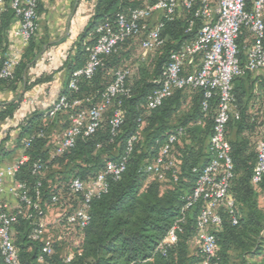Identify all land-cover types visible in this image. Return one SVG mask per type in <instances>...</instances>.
<instances>
[{"label":"trees","instance_id":"1","mask_svg":"<svg viewBox=\"0 0 264 264\" xmlns=\"http://www.w3.org/2000/svg\"><path fill=\"white\" fill-rule=\"evenodd\" d=\"M132 4L137 5V1ZM128 5L127 0H98L89 26L80 42L75 45L74 54L66 62L67 82L61 94H67L71 100H81V108H89L97 103L113 80L115 70L126 67L118 64V59L123 46L130 40L116 53L105 57L103 65L97 69L95 75L80 82L78 91L69 92L67 89L72 72L82 67L86 61V47L96 40V26L107 19H113L117 12ZM39 11L38 0V15ZM14 16L15 13L10 7L0 14L2 31L8 27ZM190 17L189 13L182 12L173 21L164 23L161 33L164 44L160 47L164 48V53L157 61L155 77L148 80L132 76L130 72L127 79L130 95L114 99L102 114L95 132L86 137L80 136L71 149L61 155H53L54 150L51 151L47 146V134L53 121H43V114L34 113L22 123L17 146L23 148L28 160L14 178L26 184L33 204L38 206L27 208L24 203H20V207L27 210L31 217L19 214L12 228L13 242L22 264H201L200 250L194 255L189 252V243L196 233V218L201 202L187 210L178 240L165 254L161 251L160 244L179 217L185 198L194 189L201 169L210 159L208 146H205V151L204 145L212 134L217 99L211 98L207 110L204 111L201 106L203 91L187 87L174 90L156 109L147 106L148 95L157 87L153 80L160 76L169 52L179 49L183 42L190 40L201 25V21L197 20L192 31L187 33ZM238 43L239 57L244 61L242 37ZM5 53L4 48L0 67ZM25 68L26 61L21 60L13 78L0 79V89L5 83L12 86L13 83L22 81ZM249 73L233 81V93L240 118L231 119L227 125L226 136L231 144L234 162V178L231 180L228 196L236 202L238 221L236 224L232 223L225 206V198L218 208L222 221L212 230L217 240L219 264H229V254L233 248L238 250L244 259L262 256L259 261L251 264H264V209L259 206V193L264 194V175L258 185L255 186L251 182L257 161V142L264 137V131L260 125L262 119L248 109L250 88H247L245 83ZM22 100L20 98L3 103L0 119L12 116ZM185 104L188 108L182 110L183 113L179 115ZM115 111L122 116V122L113 129L111 121ZM63 113L67 119L64 126L66 128L68 113ZM177 126L187 127V134L182 139L189 138L190 141V144L183 148L177 143L172 151L180 170L178 180L162 182L150 178L146 165L156 157L169 133ZM41 130L45 136H35L30 146L24 149L25 139L37 135ZM133 136H136V140L131 151L127 153L128 141ZM115 149L116 153H113ZM8 154L9 151L0 147V166ZM104 154L106 158L103 157ZM125 154L126 169L121 177L118 180L110 179L107 192L91 201V219L88 226L80 228L65 224L62 219L63 233H72L77 242L71 250L70 260L67 261L66 257L60 255L61 247L56 243H53L52 254L43 253L42 241L29 237L34 220L44 215L46 207L61 205L66 200L65 206L72 205L73 210L80 197L70 191L69 183L60 182L52 187L51 183H48V175L44 176V173L54 164L67 162L76 166L73 177L89 179L104 168L106 161L116 160ZM35 161L44 164V169L38 173L32 172ZM53 195L59 196L57 204L51 201Z\"/></svg>","mask_w":264,"mask_h":264},{"label":"built area","instance_id":"2","mask_svg":"<svg viewBox=\"0 0 264 264\" xmlns=\"http://www.w3.org/2000/svg\"><path fill=\"white\" fill-rule=\"evenodd\" d=\"M127 8L116 13L113 19H107L95 28L96 40L86 47L87 58L84 65L75 69L67 83L69 92L79 90L82 80L91 79L104 59L120 50L128 40L140 39L141 49L153 51L163 46L161 35L166 21H173L182 12L191 15L186 32L192 31L197 20L201 21L195 35L168 54L161 74L153 82L157 87L148 95L147 106L150 109L159 107L164 99L174 90L187 87L203 91L202 109L207 110L209 100L217 99V109L209 138L208 151L210 159L201 169L194 189L185 198L179 217L176 219L163 242L160 244L163 254L178 240L186 220V212L198 202L201 206L196 218V233L193 241L198 245L202 255L201 264H219L217 260V240L212 232L222 221L218 208L226 198L225 206L232 219L238 221L236 202L228 196L231 180L234 178V162L231 155V144L226 136L227 125L231 119H239L236 99L233 93V81L246 73L261 71L264 74V0H150L143 4L133 5L138 0H127ZM38 0H0V14L10 7L19 18L15 36L23 45H27L38 30ZM243 38L245 60L239 57L238 40ZM20 51H7L4 54L0 79H11L19 64ZM128 67L118 68L113 80L106 87L101 99L89 108H81L82 101L69 99L67 94H60L43 114L44 120L51 122L59 114L68 113V125L54 146L53 155H61L76 144L77 139L93 134L98 127L102 114L111 102L119 96H129L130 88L127 79ZM24 102L33 104L34 100ZM0 97V110L3 107ZM122 122V116L115 111L112 118L113 129ZM201 124V121L198 122ZM264 131V118L260 120ZM186 126L175 127L168 135L156 157L146 165V171L158 181L176 182L179 178V167L172 156L177 143L186 136ZM35 136H45L41 130L31 135L23 143L24 149L30 146ZM136 140L133 136L128 141L127 153ZM257 161L251 179L258 185L264 175V137L257 142ZM28 160L22 154L12 163L0 166V258L2 264H22L18 250L13 242L12 228L17 216L23 214L31 217L23 207L12 211L2 201L5 181L13 179L9 193L17 197L19 203L27 208H38L33 204L25 183L15 180V174ZM127 154L116 160H108L104 168L89 179L79 176L69 182L72 193L79 195V201L73 210L64 217L65 224L85 228L91 215V201L106 193L109 180H118L126 169ZM44 164L35 161L32 172L38 173ZM53 204L59 202V196L51 197ZM42 212H40L41 214ZM44 216V215H43ZM43 216L34 220L29 237L43 243L42 252L53 253V241L45 239L43 234ZM62 222V219L59 221ZM42 260V258H40ZM70 260V256H66Z\"/></svg>","mask_w":264,"mask_h":264},{"label":"crops","instance_id":"3","mask_svg":"<svg viewBox=\"0 0 264 264\" xmlns=\"http://www.w3.org/2000/svg\"><path fill=\"white\" fill-rule=\"evenodd\" d=\"M97 2L98 0H39L38 30L27 45H23L15 36V30L19 25L18 17L14 16L4 31L0 29V37L2 36L0 62L4 48L6 52L20 51L19 62L26 61L23 80L13 83L12 86L5 83L0 89V97L4 103L23 99L12 116L0 119V147L9 151L2 165L12 163L22 154L20 147L17 146L22 123L34 113L44 114L50 104L62 93L67 82L66 62L74 54L75 45L80 42L85 29L89 26ZM245 85L250 88L249 111L263 119L264 74L261 71L250 72ZM27 99L34 100V103L24 102ZM66 120L64 113L59 114L53 119L49 129L56 131L60 127L64 130ZM16 152H18L17 156L13 157ZM13 181L10 178L6 179L2 201L7 203L10 210L15 211L20 203L17 197L9 193ZM259 206L262 209L264 207V194L261 192ZM56 216L58 215L51 206L46 207L43 216V234L45 239L53 242L55 241L49 236L48 230L49 227L61 226ZM63 239L66 240L67 236L65 238L63 236ZM71 253V250L66 253L60 250L62 257L70 256ZM0 264H2L1 258Z\"/></svg>","mask_w":264,"mask_h":264},{"label":"rangeland","instance_id":"4","mask_svg":"<svg viewBox=\"0 0 264 264\" xmlns=\"http://www.w3.org/2000/svg\"><path fill=\"white\" fill-rule=\"evenodd\" d=\"M150 0H138L137 4H143L145 2H149ZM164 53V48H158L153 51H144L141 49L140 46V39H133L130 40L125 46H123L120 55H119V62L121 66H126L131 72L132 76H138V78H145L148 80H152L155 77V69H156V64L159 59V57ZM188 108V105H184L179 113L181 115L183 113L182 110H186ZM63 129L60 127L56 131L49 130L47 134V146L51 151L54 150V145L56 141H58L61 138ZM232 138V134L230 136ZM229 137V138H230ZM208 142L206 141L204 145V150H207ZM181 145L180 147H186L185 145H189L190 141L189 138H186L185 140L182 139L179 142ZM198 146V145H197ZM206 146V147H205ZM20 151L23 152V148L20 147ZM113 153H116V149L113 150ZM18 152L14 154L13 157H16ZM104 158H106V154L103 155ZM12 161V159L10 160ZM75 164L74 163H67L64 162L62 164H54L51 166L50 170L48 172L44 173V176H47L49 178V182L51 183L52 187L56 186L57 184L61 183H69V181L72 179V177L75 175ZM150 178H153L152 176L149 175ZM67 202V200H66ZM65 201L61 205H54L51 206V208L54 209V212L56 215L57 220L59 221L60 219H64L68 213L72 210V205H66L65 206ZM264 209V207H263ZM61 225V223H60ZM52 226V224L50 225ZM62 226L58 228H50L48 230L49 236L55 241L57 245L61 247L62 252H67L69 250H72L74 246L76 245L75 241V236L69 234L66 235V233H63ZM68 237L66 240L63 239L66 236ZM189 252L190 255H194L196 253H199V248L198 245L191 240L189 243ZM230 259H229V264H251L256 261H259L262 256L255 257L254 259L251 258H246L244 259L238 250L235 248L230 250Z\"/></svg>","mask_w":264,"mask_h":264}]
</instances>
